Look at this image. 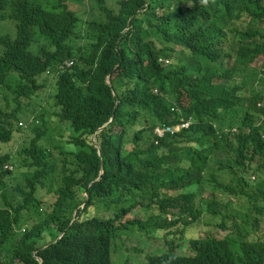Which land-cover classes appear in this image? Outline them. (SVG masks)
<instances>
[{
	"label": "trees",
	"instance_id": "16d2710c",
	"mask_svg": "<svg viewBox=\"0 0 264 264\" xmlns=\"http://www.w3.org/2000/svg\"><path fill=\"white\" fill-rule=\"evenodd\" d=\"M175 2L173 18H159L158 22L148 20V27L143 25V19L137 18L121 54L116 53L114 47L124 20L129 18L128 13L115 18L106 27L107 31L96 36L92 54L76 73L83 84L75 85L73 81L74 86L70 85L60 105V118L69 122L70 132L82 133L73 161L84 168L85 183L80 182L81 178L74 174V169L66 168L71 166L68 160L59 165L50 156L40 159L35 176L23 190L27 194L26 201L14 212L27 220L28 227L24 231L15 230L10 227V218L3 217L0 211V264H40L36 256L43 259V264H112V242L122 235H130L128 230L137 231L135 226L145 231L148 240H154L153 234H159V230L166 234L157 243L156 253L146 255L148 264H264L263 170L250 169L241 155L235 160L227 157L225 164H201L200 157H190V148L179 146L180 140L163 139L156 146H144L151 140V126L177 121V111L171 110L173 103L179 104L177 107L183 108L185 113L188 107V112L200 120L218 114V120L227 122L229 129L239 130L224 141L237 140L243 151L244 129L249 126L253 133L259 130L254 123L264 113V109L260 111L257 106L258 100L263 98L260 96L255 103L253 97L263 94L264 89L249 94L250 83L243 76H234L240 64L264 55V0H234L238 5L234 11L219 6L224 14L211 19L209 11L200 16L192 15L189 14L192 10L189 4L183 5V0ZM138 16L140 14L135 18ZM217 19L239 22L240 27L235 30L231 42L238 55L237 64L227 69L225 76L204 78L207 66L202 64L227 59L226 45L219 44L221 39L214 31ZM73 24L74 20L65 18L58 26L61 31L80 34ZM50 28L52 33L56 31L55 25ZM208 29L213 30V43L218 44L211 46V53L206 45ZM167 31H170L168 35ZM152 36L164 38L161 52L169 60L168 64L161 65L154 59L149 42ZM18 52L11 50V55ZM58 54L71 55L72 47L62 45ZM117 62L121 65L113 74V82L118 96L113 98L104 78ZM78 67L76 64L74 70ZM197 72L199 75H195ZM261 85L264 86V81ZM154 89L158 93L165 92L173 101L159 104L161 97L154 94ZM116 100L119 103L115 108ZM113 112V125L96 136L101 147V161L91 137ZM22 113L27 115L30 112L20 105L0 118V128L10 139L20 130L14 121H18ZM135 123L143 127L131 138L128 133ZM261 127L264 128V124ZM54 138L52 135L48 143ZM5 141L9 142V139L6 137ZM14 147L8 152L14 151ZM198 147L196 145L191 150ZM160 149L165 152L159 154ZM23 150L40 158L37 144ZM3 152H6V146L0 148V153ZM186 156H189L187 162L193 161L184 167L181 160ZM12 159L8 154H2L0 165ZM101 166L103 173L91 186L89 199L83 195L76 198L73 188L87 185V181L98 175ZM259 172L258 180L252 182L249 175ZM140 173L143 179L136 176ZM132 181L149 197L143 207L158 208L160 220L154 221L155 215H152L147 223L139 218L115 222L124 217L123 213L117 208L107 209L104 201L108 204L111 196L119 200H124L126 194L133 196V191H127ZM39 189H46L44 197L49 203L56 196L49 209H43V201L37 194ZM93 190L96 193L92 194ZM230 197L238 204L232 215L225 214L222 208L232 203ZM83 202L86 206L79 220L65 237L57 241L59 232L52 227L65 230L68 215H72ZM128 212L125 210V215ZM168 213L171 220L167 218ZM197 221H203L206 229L212 232L206 233L203 228L192 229Z\"/></svg>",
	"mask_w": 264,
	"mask_h": 264
},
{
	"label": "clouds",
	"instance_id": "9594fccd",
	"mask_svg": "<svg viewBox=\"0 0 264 264\" xmlns=\"http://www.w3.org/2000/svg\"><path fill=\"white\" fill-rule=\"evenodd\" d=\"M186 4H189L192 9L189 14L200 16L209 11L210 19L224 14L220 11L219 6H227L232 11L238 7L234 0H183V5ZM175 11V0H0V118L11 113L15 107L20 105L21 108H25L30 112L27 115L22 113L20 119L14 121L20 130L15 132L11 139L0 128V148L6 146V152L0 153V156L8 154L13 158L4 161L0 165V211L3 213V217L10 218V227L22 231L28 227L27 220L19 218V215L14 212L17 207L22 206L26 201L27 194H24L23 190H25L29 180L35 176L40 159L42 161L50 156L56 159L59 165L63 164L64 160H68L71 166H66V168L74 169V174L81 178L80 182L85 183L84 168L73 161L80 145L82 133L72 130L70 132L69 122L63 120L62 117L60 118V105L61 100L66 97V91L70 85L74 86L73 81H75V85L81 86L83 84L76 73L81 71L92 54L91 47L95 43L96 36L107 31L106 27L115 18L128 13L129 18L127 21L124 20L121 34L118 36L114 47V51L121 54L124 47L126 48L125 41L128 42L127 35L133 29V23L137 18L143 19V25L148 27V20L158 22L159 18H173ZM136 14H140V16L135 18ZM65 18L69 21L74 20L73 25L76 26L79 30L77 32L80 34L61 31L58 24L64 22ZM247 19L249 18L247 17ZM50 25H55L56 31L54 33L51 31ZM239 27L238 20L229 19L228 22H225L217 19L214 31L221 39L219 44L226 45L225 54L227 59L219 63L212 61L202 64L207 66L204 78L213 75H216V78L221 75L225 76L227 69L237 64L238 55L232 49L231 42L235 30ZM70 31H73V29H70ZM169 32L167 31V35ZM80 35L81 37L77 38ZM54 40L57 41L52 43ZM121 41L123 45H121ZM213 41V30L208 29L206 45L209 51L211 46L218 45L214 44ZM149 42L152 44L150 49L154 50V59L161 65L163 63L168 64L169 60L165 59L161 52L165 44L164 38L152 36ZM62 45H70L72 54H58ZM11 50L19 52L13 56ZM6 53V57L3 58ZM176 61L177 57L174 59V62ZM144 63L147 64L148 62ZM76 64L79 67L74 70ZM120 65V62L115 63L104 78V82L110 88L113 98L118 96L116 84L113 82V74L119 69ZM195 75H199V73L197 72ZM239 76H243L250 83L249 94L254 90L261 91L264 89V86L261 85L264 81V55L260 54L252 61L240 64V69L234 77ZM153 92L161 97L159 100L161 105L173 101L167 98L166 93H163V91L158 93V90L154 89ZM260 96L263 99L257 102V98ZM75 98L76 95L71 100L73 101ZM253 99H255V103L257 102V106L261 108L260 111H263L264 93L258 94ZM118 103L119 101L116 100L115 108ZM171 104V110L177 111V121L151 126V140L144 145L145 147L156 146L163 139L167 141L180 140L182 142L178 143L179 146L190 148V157H200L199 162L201 164H225L227 157L235 160L241 155L251 166L250 169L260 168L264 171V128L261 127L264 124V113L261 117L258 116L254 123V125H257L255 127L259 128L257 133H253L249 126L244 129L241 139V147H244V149L241 151L237 140L231 143L230 141L228 143L224 141L225 138H231V135L239 130L237 128L229 129L227 122L218 120L220 117L218 114L200 120L193 113L188 112V107L185 108V113L183 108L179 109L177 107L179 104ZM228 117H230V114ZM113 121L114 112L111 113L105 123L97 128L91 137L101 161L102 152L96 136L103 129L111 124L113 125ZM142 127L135 123L128 136L132 138ZM40 132H44V134ZM17 133H20V135L16 136ZM52 135H55V138L51 143H48ZM6 137L9 142L5 141ZM17 138L20 139V142L17 141ZM31 144H37L39 159L24 153L23 149L30 147ZM13 145L15 146L14 151L8 152ZM196 145L199 146L197 150H191ZM164 150L160 149L157 152L162 154V152H165ZM187 161H189V156L181 160L184 167L193 160ZM102 173L103 167L101 166L98 175L93 180H86L87 185L73 188L75 197L78 198L83 195L88 200L91 195L89 192L91 186L100 180ZM153 173L154 171L150 174L149 179ZM260 174L261 172L258 174L251 173L249 179L256 182ZM136 176L143 179L142 173ZM131 184L129 189H125V191H133V196L126 194L124 200L111 196L108 204L106 200L104 201L107 209L117 208L123 213L124 217L117 219L115 222L124 223L126 222L125 218L130 221L139 218V220L147 223L151 220L152 215H155L154 221L160 220L158 208L151 207L147 209L143 207L145 203L149 202L148 195L138 188L135 181H132ZM46 193V189L37 191L43 201L44 210L49 209L56 199L54 195L51 199L52 202L49 203L48 199L44 197ZM94 193L96 192L93 190L92 194ZM229 200L232 203L228 206L224 205L222 208L225 214H228L227 210L231 208L232 213L229 215H232L235 211L233 208H237L238 204L233 197H230ZM85 206L86 202H83L78 208L74 209L72 215H68L69 221L65 230H59L55 226L52 227L59 232L57 241L65 237L66 232L76 224ZM79 209L80 212L78 213ZM125 210H129L127 215H125ZM146 211L150 212L148 216H144L142 213ZM167 218L171 220V214L168 213ZM13 220L16 221L13 222ZM202 222L197 221L192 229L203 228L206 233H211L212 231L206 229L205 224ZM21 225L23 226L18 228ZM135 227L137 231L128 230L127 233L130 235L121 236H126L125 241L118 239L119 241L112 242V264L121 260L124 254L125 256H132L129 254H133L140 257L138 264H148L146 255L149 253L155 254L157 243L166 235L162 230H159V234H153L154 240H148L145 231L138 229V226ZM189 231L191 232V230ZM134 233H138V235ZM216 237L221 238L218 235ZM141 241L147 243L149 247L143 248L139 245ZM117 253H120L119 257H117ZM36 258L40 261V264H43L41 257L36 256ZM125 264L133 263L127 260Z\"/></svg>",
	"mask_w": 264,
	"mask_h": 264
},
{
	"label": "rangeland",
	"instance_id": "374dc122",
	"mask_svg": "<svg viewBox=\"0 0 264 264\" xmlns=\"http://www.w3.org/2000/svg\"><path fill=\"white\" fill-rule=\"evenodd\" d=\"M20 133H17L16 136H19ZM17 141L20 142V139L17 138ZM228 214H231L232 213V209L231 208H228L227 210ZM144 216H148L149 215V211H146V212H142ZM125 237L126 236H123V237H120L118 238L119 240H122V241H125ZM139 245H141L143 248H146V247H149L147 245V243L141 241L139 242ZM122 250V249H121ZM119 254L120 253H117V257H119ZM129 255H132V256H125V254L122 256L121 260L117 261L115 264H125V262L127 260H129L131 263L133 264H136L140 261V257L136 256V255H133V254H129Z\"/></svg>",
	"mask_w": 264,
	"mask_h": 264
}]
</instances>
